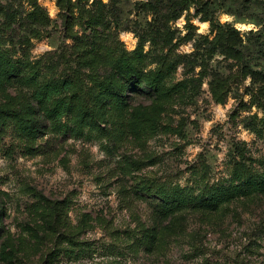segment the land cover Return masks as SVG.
<instances>
[{
	"label": "rangeland",
	"instance_id": "obj_1",
	"mask_svg": "<svg viewBox=\"0 0 264 264\" xmlns=\"http://www.w3.org/2000/svg\"><path fill=\"white\" fill-rule=\"evenodd\" d=\"M231 40L243 61L221 51ZM100 47L141 51L145 72L183 83L143 140L129 122L150 89L127 90L121 140L109 115L53 127L25 80L86 90L115 73ZM263 173L264 0H0V264H264L263 191L160 213L178 188Z\"/></svg>",
	"mask_w": 264,
	"mask_h": 264
},
{
	"label": "trees",
	"instance_id": "obj_2",
	"mask_svg": "<svg viewBox=\"0 0 264 264\" xmlns=\"http://www.w3.org/2000/svg\"><path fill=\"white\" fill-rule=\"evenodd\" d=\"M82 1V0H79ZM84 1V0H83ZM72 11L73 4L68 5V9ZM92 24L99 23L100 18L96 17L90 20ZM233 38L236 41V31L232 30ZM226 39V35L223 36ZM232 40L221 46L222 52L229 55L232 59L243 61V54L237 46H231ZM107 53L108 61L113 65L115 73L108 77L97 75L90 76V86L86 90L80 82L65 79L59 83H41L38 82V70H33L26 76L27 84L34 89V98L46 107V115L53 122V127L58 130L63 126V119L67 116H74L76 121L82 126L99 127L106 122L109 115L114 130L121 134V140L124 139L123 121L125 119L126 109L129 106L130 98L127 90H143L150 89L155 97L154 104L144 108L143 111H135L131 116L129 127L132 135L139 140L146 137L145 125H150L164 111L166 102L180 94L184 87L183 83L168 86L169 78L172 76V70L168 68H157L151 72H145L144 66L147 57L137 51L132 55L127 53L118 54L115 49L99 48ZM117 53V56H116ZM97 59H93L94 64ZM2 69L7 73H12L10 62L3 61ZM182 85V87H181ZM181 87V88H180ZM34 114V112H31ZM142 117V120H140ZM32 126L29 127L31 134H35L36 120H28ZM146 121V122H145ZM66 129V128H65ZM202 189V188H199ZM255 191L264 192V173L260 176L259 181H245L231 187H208L202 189L198 194L193 187L178 188L173 191L171 200L166 201L160 209L163 215H169L175 212L182 213L190 207H200L203 209L217 210L229 204L231 200L240 194L254 193ZM179 219V217H177Z\"/></svg>",
	"mask_w": 264,
	"mask_h": 264
}]
</instances>
